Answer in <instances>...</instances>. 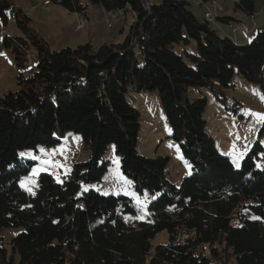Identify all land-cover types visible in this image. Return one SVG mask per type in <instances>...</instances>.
I'll return each instance as SVG.
<instances>
[{
    "label": "trees",
    "instance_id": "trees-1",
    "mask_svg": "<svg viewBox=\"0 0 264 264\" xmlns=\"http://www.w3.org/2000/svg\"><path fill=\"white\" fill-rule=\"evenodd\" d=\"M52 1L77 13L88 2L130 10L135 20L123 43L51 50L30 15L0 0V29L13 16L24 32L0 30V48H13L20 65L31 46L38 52L19 90L0 96V229H21L11 253L0 236V264H224L230 255L238 264H264V146L255 140L237 167L206 131L207 98H188L192 87L218 94L236 75L264 87V26L240 44L213 23L237 21L234 15L200 18L187 0ZM235 6L255 13L254 0ZM143 90H157L170 138L191 164L179 186L167 177L169 156L140 153L141 114L125 94ZM68 131L82 135L89 160L60 179L40 172L28 192L20 181L32 161L21 152L55 145ZM110 145L139 197L155 195L146 205L87 187L107 172ZM164 231L168 240L155 246Z\"/></svg>",
    "mask_w": 264,
    "mask_h": 264
},
{
    "label": "rangeland",
    "instance_id": "rangeland-1",
    "mask_svg": "<svg viewBox=\"0 0 264 264\" xmlns=\"http://www.w3.org/2000/svg\"><path fill=\"white\" fill-rule=\"evenodd\" d=\"M149 1L152 4L162 2V0ZM217 1L223 5L225 13L231 12L234 15L237 12L236 14H239L240 19L243 20V22L240 21L241 25L236 31L237 34L231 29L236 24L235 20L219 23L220 27L230 29L229 36H243V33L251 32V37L242 40L240 44L248 43L256 34L258 27L264 25V0H254L255 16H257L255 25L252 17L236 8L237 0ZM12 2L17 9L20 8L30 15V26L48 43L51 50H60L63 47L75 48L80 44L90 43L96 51L104 43H123L135 20L130 10L126 13L121 9L109 11L101 4L91 2H88L86 13L70 11L52 0H12ZM187 2H190L191 10L200 18H203L200 13L207 8L214 12V7L209 0L205 2L187 0ZM248 19H250V27L244 23ZM7 22V24H1V34L24 36L23 30L16 25L13 16H10ZM80 22H83L81 28H79ZM220 33L225 35L222 31ZM176 50L180 52L181 46L177 45ZM37 59V49L31 46L25 54L23 64L20 65L13 48L2 46L0 48V96L19 90L20 76L29 77L37 68ZM139 63H142L141 58ZM233 82V86L222 88V92L218 91V94L208 87H192L188 91V98L190 100L198 97L207 98V106L203 114V118L207 121L206 131L215 139L221 152L232 157L235 164H240L244 154L250 150L255 140L259 139L264 146V133L260 134L259 129L263 120L253 115L254 113L264 114V87L240 75H236ZM125 95L127 101L141 114L140 153L153 158L157 154L169 156L167 177L179 186L182 179L190 174L191 164L181 152L179 145L170 138L172 128L166 121L157 90L129 91ZM220 118L222 120H219ZM58 138L60 142L55 145H39L36 150L29 149L21 152V156L32 161L29 173L20 181L28 192H35L40 172L48 171L55 178L60 179L61 175L71 171L74 163L89 160L90 149L84 144L80 133L68 131ZM108 148L103 156V161H109L107 172L100 181L90 183L87 187L103 193L127 195L136 202L146 205L155 195L146 192V196L140 198L132 186L133 180L122 172L121 157L116 154L114 146L110 145ZM263 162L259 163V167L264 166ZM20 231V228L0 229V236L4 238V244L10 253L12 249L9 242ZM168 237L167 231L159 233L153 240V244L156 246L164 243ZM228 257L224 264H238L234 255Z\"/></svg>",
    "mask_w": 264,
    "mask_h": 264
},
{
    "label": "crops",
    "instance_id": "crops-1",
    "mask_svg": "<svg viewBox=\"0 0 264 264\" xmlns=\"http://www.w3.org/2000/svg\"><path fill=\"white\" fill-rule=\"evenodd\" d=\"M214 7V6H213ZM207 11H212L210 8H207V9H205V11L203 12V13H200V15H201V17L203 16V18L205 17V13L207 12ZM213 12V11H212ZM230 14H227V13H225V8L223 9V11H218L217 9H216V7H214V12H213V14L214 15H218V16H223V15H232V13L231 12H229ZM237 13V12H236ZM234 14V15H237V14ZM255 14H256V5H255V13H254V15H249L250 17H252L253 18V20H255V22H254V25L256 24V20H257V16H255ZM238 20L236 21V23H238L239 24V26L241 25L240 24V21L241 22H243V20L242 19H240L241 18V16L238 14L237 16H235ZM249 21H250V19H248V21H246V22H244L245 23V25H247V26H249L250 27V23H249ZM214 27H216L219 31H222L223 33H225V35H230V33H229V31L228 30H230V29H225V28H223V27H220L221 25H219V23L217 22H214ZM261 26H264V25H261ZM260 27V26H259ZM246 28V27H245ZM232 29V28H231ZM240 29V27L238 28V30ZM236 34H237V32H236ZM251 32H249V33H243V36H236V35H234L233 37L232 36H230L231 38H233L236 42H242V40H244V39H246V38H250L251 36ZM239 37H241V38H239Z\"/></svg>",
    "mask_w": 264,
    "mask_h": 264
},
{
    "label": "built area",
    "instance_id": "built-area-1",
    "mask_svg": "<svg viewBox=\"0 0 264 264\" xmlns=\"http://www.w3.org/2000/svg\"><path fill=\"white\" fill-rule=\"evenodd\" d=\"M211 4H212L214 7H216V9H217L218 11H223V9H224L223 5H221L217 0H212V1H211ZM212 13H213L212 11H207V12L205 13V17L214 21V19H215L214 16H215V15L212 14ZM82 25H83V22H80V24H79V28H81ZM238 28H239V24H238V23H236L235 25L232 26V30H233L234 32H236V31L238 30ZM219 120H222V119L220 118ZM140 140H141V139H140Z\"/></svg>",
    "mask_w": 264,
    "mask_h": 264
},
{
    "label": "snow or ice",
    "instance_id": "snow-or-ice-1",
    "mask_svg": "<svg viewBox=\"0 0 264 264\" xmlns=\"http://www.w3.org/2000/svg\"><path fill=\"white\" fill-rule=\"evenodd\" d=\"M253 115H256V116H258L261 120H264V114H260V113H254ZM23 155V154H22ZM239 165L237 164V167H238Z\"/></svg>",
    "mask_w": 264,
    "mask_h": 264
},
{
    "label": "bare ground",
    "instance_id": "bare-ground-1",
    "mask_svg": "<svg viewBox=\"0 0 264 264\" xmlns=\"http://www.w3.org/2000/svg\"><path fill=\"white\" fill-rule=\"evenodd\" d=\"M217 16H218V15H217ZM217 16H216V17H217ZM216 19H217V18H216ZM216 19H215V20H216ZM212 22H213V21H212Z\"/></svg>",
    "mask_w": 264,
    "mask_h": 264
}]
</instances>
